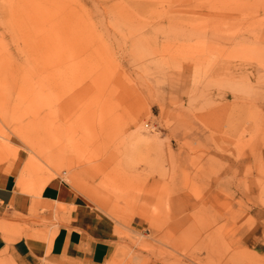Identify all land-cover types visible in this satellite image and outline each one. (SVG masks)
<instances>
[{"label":"rangeland","instance_id":"rangeland-1","mask_svg":"<svg viewBox=\"0 0 264 264\" xmlns=\"http://www.w3.org/2000/svg\"><path fill=\"white\" fill-rule=\"evenodd\" d=\"M16 158L6 232L51 239L56 177L109 217L110 264H264V0H0Z\"/></svg>","mask_w":264,"mask_h":264},{"label":"crops","instance_id":"crops-1","mask_svg":"<svg viewBox=\"0 0 264 264\" xmlns=\"http://www.w3.org/2000/svg\"><path fill=\"white\" fill-rule=\"evenodd\" d=\"M18 165L17 158L9 168L0 163V217L19 219L17 214L27 213L32 196L14 188ZM38 200L66 205L53 236L46 240L24 229L19 234L0 229V257L13 264H110L116 237L109 217L56 177L41 187Z\"/></svg>","mask_w":264,"mask_h":264}]
</instances>
